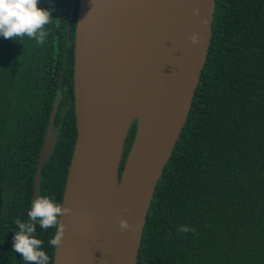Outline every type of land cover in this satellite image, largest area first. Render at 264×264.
Instances as JSON below:
<instances>
[{
  "label": "trees",
  "instance_id": "16d2710c",
  "mask_svg": "<svg viewBox=\"0 0 264 264\" xmlns=\"http://www.w3.org/2000/svg\"><path fill=\"white\" fill-rule=\"evenodd\" d=\"M80 0H40L53 10L43 44L0 36V264L28 221L42 144L54 107L57 142L39 197L62 205L77 138L74 49ZM137 131L126 140L124 167ZM35 237L53 264L48 241ZM181 226L195 232H179ZM138 264H264V0H216L207 62L191 112L156 189Z\"/></svg>",
  "mask_w": 264,
  "mask_h": 264
},
{
  "label": "water",
  "instance_id": "95a60500",
  "mask_svg": "<svg viewBox=\"0 0 264 264\" xmlns=\"http://www.w3.org/2000/svg\"><path fill=\"white\" fill-rule=\"evenodd\" d=\"M215 10L216 0H80L74 49L77 138L62 199L72 212L62 217L66 232L53 264H138L156 189L207 62ZM194 33L202 42H192ZM150 74L153 92L142 122L137 107ZM57 111L56 105L33 200L57 142ZM135 121V139L121 168ZM2 208L0 191V215ZM118 217L135 231L122 230Z\"/></svg>",
  "mask_w": 264,
  "mask_h": 264
},
{
  "label": "clouds",
  "instance_id": "9594fccd",
  "mask_svg": "<svg viewBox=\"0 0 264 264\" xmlns=\"http://www.w3.org/2000/svg\"><path fill=\"white\" fill-rule=\"evenodd\" d=\"M40 0H0V36L5 39L28 38L35 39L43 44L48 32L45 26L53 20L52 11L38 7ZM195 15H200L199 9H194ZM202 23L207 25V19ZM193 43L202 42L198 34L191 37ZM125 211H130L125 209ZM72 209L57 204L53 199L40 196L32 201L31 209L27 213L28 221L22 222L19 218L15 223L19 229L13 237V250L21 253L25 264H49V256L41 250L43 242L35 237L36 226L32 221H37L41 229L55 228L54 236L48 241L50 246L58 249L64 242L66 225L62 222V217L71 214ZM122 230L132 229L133 225L123 218L118 217ZM179 232H195L194 228L181 226Z\"/></svg>",
  "mask_w": 264,
  "mask_h": 264
},
{
  "label": "bare ground",
  "instance_id": "6f19581e",
  "mask_svg": "<svg viewBox=\"0 0 264 264\" xmlns=\"http://www.w3.org/2000/svg\"><path fill=\"white\" fill-rule=\"evenodd\" d=\"M154 80L152 79V74L149 75L148 79L146 77L145 83H143L142 88H141V100L139 99V104L137 107V112L138 114L142 117V122L145 121L146 115H147V109L150 103V97L153 92L152 90V82Z\"/></svg>",
  "mask_w": 264,
  "mask_h": 264
}]
</instances>
